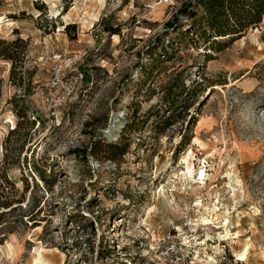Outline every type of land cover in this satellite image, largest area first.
I'll return each mask as SVG.
<instances>
[{
  "label": "rangeland",
  "instance_id": "rangeland-1",
  "mask_svg": "<svg viewBox=\"0 0 264 264\" xmlns=\"http://www.w3.org/2000/svg\"><path fill=\"white\" fill-rule=\"evenodd\" d=\"M189 1L0 0V38L26 41L13 74L0 61V166L24 199L0 264H264V19L215 53L187 17L168 29ZM57 71L72 94L51 119L39 92ZM174 80L187 93L159 132Z\"/></svg>",
  "mask_w": 264,
  "mask_h": 264
},
{
  "label": "trees",
  "instance_id": "trees-1",
  "mask_svg": "<svg viewBox=\"0 0 264 264\" xmlns=\"http://www.w3.org/2000/svg\"><path fill=\"white\" fill-rule=\"evenodd\" d=\"M185 16L190 21L187 24V30L192 36L197 37L202 41L207 51L221 53L228 49L238 40H241L251 29L258 28L264 19V0H190L179 9L178 14L174 17L172 22H168V29H175L181 22L180 17ZM72 25H66L64 30L68 31ZM74 28V27H73ZM106 32L116 34L119 32L117 28H105ZM208 54V53H207ZM26 57V41L23 39H15L14 41H7L0 38V61L7 60L12 63V74L15 72V64L23 63ZM256 69H264L263 64H257ZM178 77V76H176ZM257 77L261 82L264 80V70L257 73ZM224 83L222 85H225ZM215 86V85H212ZM187 93V88L183 80L176 84V81L169 83L164 90L163 104L171 112L161 125L162 129L159 132H164L175 124L172 114L182 107L184 98L183 95ZM250 93L249 96L253 95ZM193 105H187L185 110L188 112ZM20 118L25 119V115L21 114ZM193 117L190 118V120ZM184 120V118H181ZM37 121L34 118L33 123ZM21 127H16L10 132V137L16 135ZM157 129V127H156ZM31 132V131H28ZM111 141L106 144L109 149L107 159L118 163L128 153V144H113ZM190 143V139H185L184 145ZM103 143L98 142L94 144L92 155H97V148L102 147ZM34 173H37L41 181L47 186L48 182L44 175L40 172L37 166L34 165ZM37 185V183H35ZM29 191V185L25 188V193ZM24 199L18 197V190L15 183L9 176L6 169L0 166V222L2 219L21 208ZM30 217L31 215H24ZM32 218V217H30ZM29 218V219H30ZM37 224V225H34ZM1 226V224H0ZM38 223H33L32 227H38ZM2 227H0L1 230Z\"/></svg>",
  "mask_w": 264,
  "mask_h": 264
},
{
  "label": "built area",
  "instance_id": "built-area-1",
  "mask_svg": "<svg viewBox=\"0 0 264 264\" xmlns=\"http://www.w3.org/2000/svg\"><path fill=\"white\" fill-rule=\"evenodd\" d=\"M62 74L56 72L50 80L45 90L39 92L40 97L44 101V108L48 118H55L58 112L64 108L72 92L64 86ZM61 87L65 90L60 91Z\"/></svg>",
  "mask_w": 264,
  "mask_h": 264
},
{
  "label": "bare ground",
  "instance_id": "bare-ground-1",
  "mask_svg": "<svg viewBox=\"0 0 264 264\" xmlns=\"http://www.w3.org/2000/svg\"><path fill=\"white\" fill-rule=\"evenodd\" d=\"M125 117L126 116H125L124 112H120L119 113V117H117L118 118V124L116 126L115 133L117 132L116 130L122 128V126L126 124ZM115 139H118V136L117 135L116 136L113 135L112 138H111V141H115ZM208 225H209V223H208ZM228 235H229V232L227 231L226 236H228Z\"/></svg>",
  "mask_w": 264,
  "mask_h": 264
},
{
  "label": "water",
  "instance_id": "water-1",
  "mask_svg": "<svg viewBox=\"0 0 264 264\" xmlns=\"http://www.w3.org/2000/svg\"><path fill=\"white\" fill-rule=\"evenodd\" d=\"M107 134L108 133H103L104 136H108ZM108 141L111 142V139H108ZM115 141H117V139Z\"/></svg>",
  "mask_w": 264,
  "mask_h": 264
}]
</instances>
